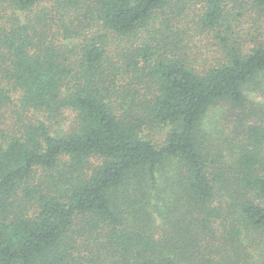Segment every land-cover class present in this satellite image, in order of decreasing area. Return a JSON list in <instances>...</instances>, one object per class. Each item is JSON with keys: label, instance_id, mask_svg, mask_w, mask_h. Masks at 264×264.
Returning <instances> with one entry per match:
<instances>
[{"label": "trees", "instance_id": "trees-1", "mask_svg": "<svg viewBox=\"0 0 264 264\" xmlns=\"http://www.w3.org/2000/svg\"><path fill=\"white\" fill-rule=\"evenodd\" d=\"M194 4V29L221 40L203 67L171 23ZM225 13L0 0V264H264V121L247 106L264 36L245 51ZM222 105L236 130L219 144L201 124Z\"/></svg>", "mask_w": 264, "mask_h": 264}, {"label": "rangeland", "instance_id": "rangeland-1", "mask_svg": "<svg viewBox=\"0 0 264 264\" xmlns=\"http://www.w3.org/2000/svg\"><path fill=\"white\" fill-rule=\"evenodd\" d=\"M200 11L199 6L194 4L191 9H187L178 17L172 14V16H174L171 20L174 29L177 27L189 28L187 33L180 35L186 39L185 42H182L183 44L185 43L183 45L185 49L180 53L181 55L183 54L188 64H196V67H203L206 64L210 65L216 63L217 59L223 56L222 48L219 46L221 40L217 38L215 32L212 33L208 30L198 31L194 29V24L197 19L196 16ZM225 14L226 21L222 28L224 35H231V38L237 40V42H239L237 44L243 46L245 51L253 46V37L256 38L259 34H263L264 36V32L259 33V27L264 24V20H261V18H264L261 17L263 13L252 4L251 0H226ZM176 18H180L182 22L179 23ZM156 25L160 26L161 24L157 23ZM143 33L144 35H149L151 31L147 30ZM259 38L260 37H257V39ZM249 95L251 99L247 106L253 112L254 116L250 122L253 123L258 118L264 121V114L261 111L262 108H264V90H254L253 88L250 90ZM234 121L235 113L233 109L229 107L226 109V107L222 105V107H213L203 119L201 125L207 136H209L211 140L219 141L218 143L220 144V142H224L227 135L231 136L235 132L236 124ZM153 132L160 138V136L165 134L166 130L161 127L160 129H153ZM223 145L224 144L221 146Z\"/></svg>", "mask_w": 264, "mask_h": 264}]
</instances>
